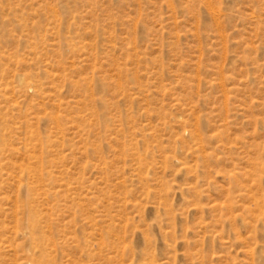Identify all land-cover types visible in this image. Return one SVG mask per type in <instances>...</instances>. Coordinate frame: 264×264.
I'll list each match as a JSON object with an SVG mask.
<instances>
[{"label": "rangeland", "instance_id": "374dc122", "mask_svg": "<svg viewBox=\"0 0 264 264\" xmlns=\"http://www.w3.org/2000/svg\"><path fill=\"white\" fill-rule=\"evenodd\" d=\"M0 264H264V0H0Z\"/></svg>", "mask_w": 264, "mask_h": 264}]
</instances>
